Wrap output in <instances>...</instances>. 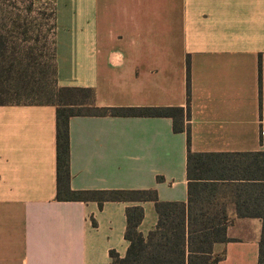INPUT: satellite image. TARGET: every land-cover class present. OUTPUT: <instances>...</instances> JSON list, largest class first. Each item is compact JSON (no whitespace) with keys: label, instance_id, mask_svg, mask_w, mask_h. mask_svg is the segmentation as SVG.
<instances>
[{"label":"crops","instance_id":"crops-1","mask_svg":"<svg viewBox=\"0 0 264 264\" xmlns=\"http://www.w3.org/2000/svg\"><path fill=\"white\" fill-rule=\"evenodd\" d=\"M58 88H88L98 107L188 105L191 151L229 154L227 242L218 264H259L264 200V0H55ZM260 65L262 81L260 86ZM70 190H156L189 200L187 134L170 118L72 117ZM238 189V191H236ZM57 108L0 106V264H111L127 254L126 210L153 202L58 200ZM64 198L67 199L65 195Z\"/></svg>","mask_w":264,"mask_h":264},{"label":"trees","instance_id":"trees-1","mask_svg":"<svg viewBox=\"0 0 264 264\" xmlns=\"http://www.w3.org/2000/svg\"><path fill=\"white\" fill-rule=\"evenodd\" d=\"M50 31H53V27ZM5 41V38L0 36V106L10 104L7 101L10 94L20 96L21 90L27 91L31 88V84L24 83L16 86L8 85L10 89H7L2 77V61L6 53ZM259 68L261 86V65ZM190 70V60L187 59L188 105L186 108H102L94 103L92 89L58 87L49 93V101L34 103L53 105L57 108L58 200L93 201L97 202L100 208L106 202H153L155 204L158 224L147 238L139 232L144 219L143 208L140 206L127 208L125 239L129 243V248L124 258H121L116 251H111V264H218L222 260L221 256L214 255L213 247L216 243L228 241L226 217L224 207L220 206L214 198L225 191V185L219 182L229 180L225 170L230 163L231 155L198 154L191 151ZM72 117L172 119L174 132L187 134L188 202H161L156 190L71 191L69 122ZM262 190L264 191V186ZM255 211V214H249L250 212L246 210V213H240L238 216L263 220L259 264H264V200L260 209Z\"/></svg>","mask_w":264,"mask_h":264},{"label":"rangeland","instance_id":"rangeland-1","mask_svg":"<svg viewBox=\"0 0 264 264\" xmlns=\"http://www.w3.org/2000/svg\"><path fill=\"white\" fill-rule=\"evenodd\" d=\"M54 9L55 0H0V36L6 40L3 81L7 89L8 85L31 84L20 96L10 94V104L47 102L57 87L55 31H50Z\"/></svg>","mask_w":264,"mask_h":264}]
</instances>
